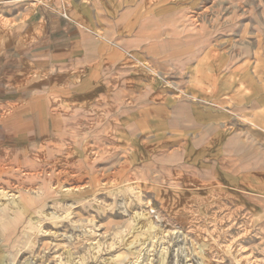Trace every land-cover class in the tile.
Here are the masks:
<instances>
[{"label": "crops", "instance_id": "1", "mask_svg": "<svg viewBox=\"0 0 264 264\" xmlns=\"http://www.w3.org/2000/svg\"><path fill=\"white\" fill-rule=\"evenodd\" d=\"M180 17L179 0H0V192L18 213L130 186L157 206L219 198L264 253V42L213 46Z\"/></svg>", "mask_w": 264, "mask_h": 264}, {"label": "rangeland", "instance_id": "2", "mask_svg": "<svg viewBox=\"0 0 264 264\" xmlns=\"http://www.w3.org/2000/svg\"><path fill=\"white\" fill-rule=\"evenodd\" d=\"M179 2L181 28L211 31L213 46L237 30L264 42V0ZM13 195L0 192V264H264L250 221L219 198L157 206L130 186L78 205L52 197L27 218Z\"/></svg>", "mask_w": 264, "mask_h": 264}, {"label": "bare ground", "instance_id": "3", "mask_svg": "<svg viewBox=\"0 0 264 264\" xmlns=\"http://www.w3.org/2000/svg\"><path fill=\"white\" fill-rule=\"evenodd\" d=\"M17 196V195H16ZM9 198V197H8Z\"/></svg>", "mask_w": 264, "mask_h": 264}]
</instances>
